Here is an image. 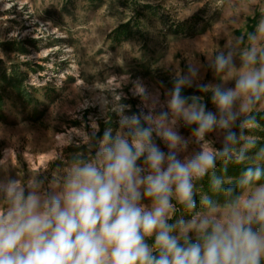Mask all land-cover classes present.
Wrapping results in <instances>:
<instances>
[{
	"label": "clouds",
	"instance_id": "9594fccd",
	"mask_svg": "<svg viewBox=\"0 0 264 264\" xmlns=\"http://www.w3.org/2000/svg\"><path fill=\"white\" fill-rule=\"evenodd\" d=\"M257 32L264 35V20ZM214 66L231 72L232 53L217 55ZM189 71L177 78L167 110L128 115L130 105H121L118 128L89 136L91 154L74 158L53 187L0 177V264H264V167H247L223 188L225 180L214 175L218 159L243 162L255 147L250 138L236 152L233 129L242 114L240 129L256 126L251 113L264 100V52L250 46L234 87H214L216 113L200 97L189 103L181 94L196 74ZM136 94L148 96L143 86ZM177 120L195 126L197 143L222 130V147L202 143L182 156L191 140ZM256 157L264 160V148ZM209 174L212 191L222 190L224 199L203 196L198 210L197 182ZM177 205L187 218H176Z\"/></svg>",
	"mask_w": 264,
	"mask_h": 264
},
{
	"label": "rangeland",
	"instance_id": "374dc122",
	"mask_svg": "<svg viewBox=\"0 0 264 264\" xmlns=\"http://www.w3.org/2000/svg\"><path fill=\"white\" fill-rule=\"evenodd\" d=\"M262 20L264 0H0V177L53 187L74 158L91 154L89 136L118 128L121 105H130L128 115L167 110L177 78L190 76V68L196 74L181 94L189 103L200 97L216 113L214 87H234L250 46L264 52V35L257 32ZM126 25L127 36L115 34ZM229 52L235 68L217 71L216 56ZM139 86L147 98L136 94ZM263 111L261 100L252 113ZM245 117L233 129L240 137L236 152L255 140L249 132L255 126L238 127ZM175 126L191 140L182 156L202 143L222 147V130L197 143L194 125L177 120ZM226 161L218 159L214 172L225 180L222 188L236 182L221 172ZM244 162L264 167L256 153ZM207 177L212 174L197 182L198 210L203 196L224 199L222 190L205 188ZM187 215L177 205L176 218Z\"/></svg>",
	"mask_w": 264,
	"mask_h": 264
},
{
	"label": "trees",
	"instance_id": "16d2710c",
	"mask_svg": "<svg viewBox=\"0 0 264 264\" xmlns=\"http://www.w3.org/2000/svg\"><path fill=\"white\" fill-rule=\"evenodd\" d=\"M127 26L126 28L119 27L115 30L116 35H128L127 31ZM253 116H255L256 119V126L249 130L250 134L255 138V147L250 148L249 152H246V157L253 155L254 153L259 152L261 148H264V111L263 112H258V113H251ZM264 161V160H263ZM253 166L251 164H246L244 161L243 162H231V161H226L223 165V168L221 172H224L230 177L231 179H234L235 181H238V179L242 176L243 171L249 167ZM205 182V188L211 187V180L212 177H207ZM234 183V182H232ZM228 187V186H227ZM209 192H212V188L209 189Z\"/></svg>",
	"mask_w": 264,
	"mask_h": 264
}]
</instances>
